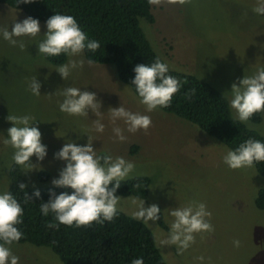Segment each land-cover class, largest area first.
<instances>
[{"label": "rangeland", "instance_id": "1", "mask_svg": "<svg viewBox=\"0 0 264 264\" xmlns=\"http://www.w3.org/2000/svg\"><path fill=\"white\" fill-rule=\"evenodd\" d=\"M256 4L257 0H191L184 5H150L153 21L139 18V25L170 69L207 82L227 99L229 106L232 83L264 68V15L252 11ZM25 18L21 10L0 3V27L11 30L14 22ZM39 23L40 35L18 38L25 44L23 50L0 37V193L6 192L8 169L14 162V150L3 144L12 126L6 117L31 115L37 119L31 126L41 131L47 155L43 161L30 158L39 164L34 165L39 169L24 173L19 166L27 187L54 186L52 179L58 178L66 166L65 161L54 158V153L66 142L86 144L89 135L97 155L121 156L135 164L129 178L150 179L146 198L139 199L144 200L145 207L157 204L166 225V229L156 221L145 225L153 237L167 235L173 219L168 214L170 208L196 201L205 203L212 213L210 222L215 231L196 234L195 243L183 255H177L175 245L160 248L154 241L166 264H264V209L254 203L257 190L264 189V177L254 166L232 170L223 162L229 150L224 144L160 108L146 112L130 87L117 78L112 64H89L83 53L66 56L64 63L75 59L83 60L84 65L73 69L65 81L55 70L59 65L50 64L38 53L37 43L47 31L46 22ZM33 77L41 84L40 96L27 90ZM68 86L96 93L101 102V123L105 125L102 133L94 130L93 121L99 117L90 109L88 117L70 116L59 110L58 102L64 99L60 93ZM121 104L151 117L147 133H130L123 121L117 120L115 125L110 122L109 108ZM229 110L236 118L234 110ZM260 115L258 123L248 121L245 125L264 136V112ZM114 126L124 130L125 141L115 138ZM41 170L48 174L44 181L37 177ZM118 196L121 199L117 209L131 216L135 206L130 204V198L134 196ZM235 240L240 242L238 247ZM11 250L19 257V264H62L46 246L14 243ZM200 256L203 261L197 259Z\"/></svg>", "mask_w": 264, "mask_h": 264}, {"label": "clouds", "instance_id": "2", "mask_svg": "<svg viewBox=\"0 0 264 264\" xmlns=\"http://www.w3.org/2000/svg\"><path fill=\"white\" fill-rule=\"evenodd\" d=\"M32 2L33 0H19V3L25 4ZM190 2L191 0H147V3L153 6L162 3L184 5ZM252 11L257 15H264V0H257ZM46 28L43 39L37 43L38 53L44 56L65 54L71 58L81 55L85 48L92 52L100 48L99 42L90 40L72 15L56 13L46 20ZM40 34L39 20L31 16L21 22H14L11 30L0 27V37L11 46H19L22 50L25 44L18 38H35ZM88 63L91 64L92 61L89 60ZM83 65V60L69 59L68 63L59 65L55 70L66 81L73 69L82 68ZM134 72L131 84L135 86L139 103L145 107L146 112L169 107L182 86L178 78L169 74V65L159 57L150 64H137ZM40 87L41 84L33 77L27 85V90L32 95L40 96ZM195 92L196 89L192 88L185 93V97L191 100ZM230 94L229 107L234 110L236 119L241 123L247 124L252 116L264 112V68H258L251 76L244 75L238 83L233 82ZM60 95L64 97L62 102H58L61 112L70 116L88 117L90 109L99 117L93 121L94 130L99 133L104 131L105 125L101 123V102L97 100L96 93L68 86ZM109 119L113 125L117 120L123 121L130 133L140 130L147 133L152 125L149 115L132 112L122 104L109 108ZM6 120L10 121L12 126L7 129V138L3 140V144L14 150V163L20 166L24 173L39 169L40 167H34L39 164H34L30 158L35 156L38 161H43L47 155V146L41 142L42 133L39 128L31 126L37 119L31 115L8 114ZM112 131L119 141L127 139L121 127L114 126ZM92 142L93 138L88 135L86 144L66 142L54 153V158L65 161L66 166L51 183L56 187L71 188L72 191L57 194L49 190V200L40 204L42 214L48 216L52 213L56 221L49 222L48 228L58 230L60 225L90 227L93 223L112 222L116 216L121 199L116 195L117 189L121 182L126 181L134 172L135 164L121 156L97 155ZM223 162L232 170L252 168L256 163L264 162V143L248 138L235 150L229 149L223 156ZM18 187L23 191L27 185L21 182ZM40 195L39 189L32 194L35 197ZM32 196L24 191V203L33 202ZM130 204L135 206L131 213L133 219L142 221L145 225H151L150 221L160 219L161 209L157 204L152 203L145 207L144 200L137 197H131ZM23 214L21 203L11 192L0 193V264H19V257L13 254L11 246L23 236L17 227L23 222ZM168 214L173 219L169 223L167 235L154 234V241L160 248L175 245L177 255H183L195 243L196 234H210L215 231L210 222L212 213L203 202L192 201L187 206L170 208ZM233 243L238 247L240 242L235 240ZM197 259L203 261L204 257ZM131 264H143V259H133Z\"/></svg>", "mask_w": 264, "mask_h": 264}, {"label": "trees", "instance_id": "3", "mask_svg": "<svg viewBox=\"0 0 264 264\" xmlns=\"http://www.w3.org/2000/svg\"><path fill=\"white\" fill-rule=\"evenodd\" d=\"M0 3L42 22L56 13L72 15L88 38L100 44L95 52L85 48L82 52L85 59L92 63L112 64L117 78L137 97L135 86L131 84L134 67L141 63L150 64L159 57L139 25V18L149 23L153 21L147 0H33L27 4L19 3V0H0ZM43 57L52 65H60L66 60L65 54ZM169 74L178 78L182 86L171 105L161 110L189 121L228 149L235 150L248 138L264 143V136L231 115L227 99L210 84L192 74L170 68ZM192 88L196 92L189 100L185 93ZM260 119L261 115L257 113L249 121L258 123ZM254 168L264 177V162L256 163ZM37 177L44 181L48 174L41 170ZM21 182L24 183L20 168L13 162L8 169L6 191L11 192L24 209L23 222L17 225L23 236L17 243L49 247L62 264H131L136 258H142L143 264H166L145 224L118 209L112 222L93 223L90 227L60 225L58 230L48 228L49 222L56 221L52 213L48 216L42 214L40 204L49 200L50 189L57 194L72 189L47 186L39 189L40 197H35L32 194L36 189H19ZM149 182L146 176L128 178L121 182L116 195L145 199ZM24 191L32 196L33 202L24 203ZM254 203L264 209V189L257 190ZM156 222L166 229L161 215Z\"/></svg>", "mask_w": 264, "mask_h": 264}]
</instances>
